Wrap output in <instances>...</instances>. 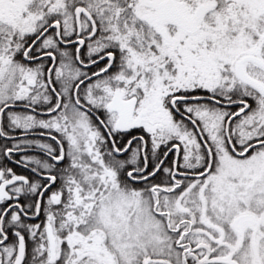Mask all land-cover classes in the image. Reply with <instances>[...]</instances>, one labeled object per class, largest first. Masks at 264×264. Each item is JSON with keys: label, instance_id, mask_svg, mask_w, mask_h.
Masks as SVG:
<instances>
[{"label": "snow or ice", "instance_id": "6c2138e0", "mask_svg": "<svg viewBox=\"0 0 264 264\" xmlns=\"http://www.w3.org/2000/svg\"><path fill=\"white\" fill-rule=\"evenodd\" d=\"M0 264H264V0H0Z\"/></svg>", "mask_w": 264, "mask_h": 264}]
</instances>
